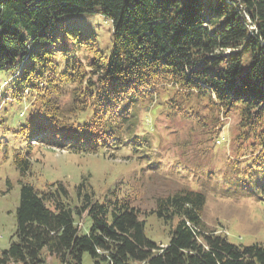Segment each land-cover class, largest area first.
Segmentation results:
<instances>
[{"label":"trees","instance_id":"1","mask_svg":"<svg viewBox=\"0 0 264 264\" xmlns=\"http://www.w3.org/2000/svg\"><path fill=\"white\" fill-rule=\"evenodd\" d=\"M95 11L112 24L110 53L76 25L60 34L67 16ZM62 41L74 50L63 47L57 60L51 46ZM0 73V114L26 104L13 129L21 177L32 141L83 154L134 150L142 113L164 104L196 119L201 108L216 112L219 126L236 115L233 155L206 175H221L224 195L264 202V0H0ZM47 187L20 179L0 264H39L44 249L61 264H82L85 253L94 264H264V243L236 244L206 229L202 190L158 199L154 213L171 225L159 243L129 197L98 195L87 176L73 190L62 181Z\"/></svg>","mask_w":264,"mask_h":264},{"label":"rangeland","instance_id":"2","mask_svg":"<svg viewBox=\"0 0 264 264\" xmlns=\"http://www.w3.org/2000/svg\"><path fill=\"white\" fill-rule=\"evenodd\" d=\"M72 25L79 28L81 36L93 38L102 52L110 53L112 24L99 11L67 16L61 36L66 35ZM51 47L57 60L62 58L63 47L70 52L74 50L69 41ZM3 77L0 73V82ZM7 107L9 110L4 113L3 107L0 114V118H6L0 124L3 146L0 152V251L9 247L15 231L21 178L35 184L39 190H46L48 183L53 181H62L73 190L72 187L86 176L94 183L98 195L111 189L119 196L129 197L140 217L145 219L146 234L159 243L168 242L171 225L154 213L157 201L183 187L205 193L202 219L206 229L220 232L236 244L264 243V202L248 196L224 195L221 175L214 178L206 175L208 170L218 173L233 155L236 115H230L219 126L213 120L216 112L201 108L196 119V116L173 114L164 104L158 108L152 105L142 113L134 150L125 147L113 151L114 155L112 151L83 154L32 141L29 154L32 166L26 176L21 177L13 163V150L23 144L14 138L13 129L26 104ZM218 134L224 137L220 144H216ZM79 222L83 231L91 224L85 216ZM42 255L44 261L39 264H61L60 259L49 255L46 249ZM9 264L17 263L11 261ZM82 264H94L88 253L84 254Z\"/></svg>","mask_w":264,"mask_h":264}]
</instances>
